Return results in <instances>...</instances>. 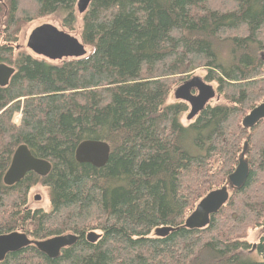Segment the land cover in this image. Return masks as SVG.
<instances>
[{"label": "trees", "instance_id": "obj_1", "mask_svg": "<svg viewBox=\"0 0 264 264\" xmlns=\"http://www.w3.org/2000/svg\"><path fill=\"white\" fill-rule=\"evenodd\" d=\"M76 2L0 0V63L15 69L0 86V235L77 236L55 258L29 244L0 264H264V232L247 239L264 225V119L241 124L264 101V0H91L80 17ZM53 14L79 27L87 55L51 63L15 49L27 24ZM199 68L220 100L183 124L188 104L167 99ZM86 139L108 143L102 167L75 160ZM20 144L51 169L7 186ZM240 158L248 173L234 188ZM35 185L48 209L29 206ZM223 185L209 223L185 228ZM160 226L176 229L159 237Z\"/></svg>", "mask_w": 264, "mask_h": 264}, {"label": "water", "instance_id": "obj_2", "mask_svg": "<svg viewBox=\"0 0 264 264\" xmlns=\"http://www.w3.org/2000/svg\"><path fill=\"white\" fill-rule=\"evenodd\" d=\"M91 0H77L76 9L82 14L88 7ZM29 48L44 57L55 59L62 56L74 58L82 57L85 47L82 41L69 35L52 25L45 24L35 28L28 38ZM15 72L14 67L0 63V86L8 84L11 76ZM218 97L215 88L202 80L201 77L193 76L183 81L173 90V97L188 104L189 111L186 115L188 120H192L204 107L209 104V100ZM264 119V101L253 107L243 118L242 126L246 129L252 128L257 122ZM110 147L107 142L95 139H86L78 143L75 148L74 157L79 163H89L94 167H102L109 158ZM51 169L49 161L35 157L26 144H20L14 150L9 166L4 172L2 181L10 186L18 182L27 172H34L38 176H45ZM248 173V167L241 158L235 170L228 176L230 186L238 188L244 183ZM229 197L228 187L223 185L217 189L209 191L196 204L194 210L188 214L183 226L188 229H200L209 223L210 215L216 213L227 201ZM40 196L35 195L34 200H39ZM176 227L162 226L154 230L156 236H166ZM100 234L90 231L86 235L89 242H95ZM77 236L72 233L53 236L43 240H32L19 231H12L0 235V261L9 253L21 250L29 244H33L39 251L50 258H55L60 254L62 248L73 244Z\"/></svg>", "mask_w": 264, "mask_h": 264}, {"label": "rangeland", "instance_id": "obj_3", "mask_svg": "<svg viewBox=\"0 0 264 264\" xmlns=\"http://www.w3.org/2000/svg\"><path fill=\"white\" fill-rule=\"evenodd\" d=\"M78 14V13H77ZM80 17V14H78ZM79 23H80V19L78 18V24L77 26H79ZM45 24H49V25H52L64 32H67L65 31V29H63L61 26H60V22H59V15L57 14H53V15H49V16H46V17H43V18H38L36 20H33L32 22H30L29 24H27L21 31L20 35H19V39L17 41V43L15 44V49L18 51H24L26 53H29L31 56L35 57V58H39V59H43V60H46L48 62H51V63H59L63 60H67L69 58H71L70 56H62V57H58V58H55V59H49L47 57H44L40 54H37L35 52H33L29 46H28V38H29V35L31 34V32L37 28V27H40V26H43ZM69 35L77 38L79 41H81L80 37H79V27L76 28L75 31H72V32H67ZM85 47V46H84ZM90 52V49L88 47H85V53H84V56L87 55L88 53ZM264 57V56H263ZM263 61H264V58H263ZM204 74H205V70L204 69H196L195 71H193V73L190 75L189 78L193 77V76H198V77H201L202 80L208 84H211L214 88H215V93L216 95H218V97H214L212 98L211 100H209V105H213L215 104L217 101L220 100V95L217 93L216 91V83L213 82V81H206L204 79ZM188 78V79H189ZM182 82L178 83L177 85H175L173 87V89L171 90L170 94H169V97L167 99V102H172V101H177L174 97H173V90L178 86L180 85ZM189 111V106H188V110L182 114L181 116V122L183 124H187L188 122H190L191 120H188L186 118V115ZM244 117V116H243ZM35 195H38L40 196V199L39 200H34V196ZM30 200H29V206L31 207H41L43 209H48L49 207V202H48V199H47V192H46V189L41 186V185H35L33 188H31L30 190ZM264 232V225L256 228L255 230H252L248 236H247V239L249 242L253 243L256 241V239L258 238V236L260 234H262Z\"/></svg>", "mask_w": 264, "mask_h": 264}, {"label": "bare ground", "instance_id": "obj_4", "mask_svg": "<svg viewBox=\"0 0 264 264\" xmlns=\"http://www.w3.org/2000/svg\"><path fill=\"white\" fill-rule=\"evenodd\" d=\"M262 102H263V101H262ZM257 105H258V104H257ZM254 107H255V106H254ZM241 121H242V120H241ZM241 124H242V123H241ZM15 149H16V148H15ZM28 149H29V148H28ZM241 159H242V158H241ZM242 160H243V159H242ZM243 161H244V160H243ZM238 162H239V161H238ZM49 171H50V170H49ZM216 189H217V188H216ZM212 190H213V189H212ZM205 195H206V194H205ZM205 195H204V196H205ZM204 196H203V197H204ZM228 198H229V197H228ZM194 208H195V207H194ZM193 210H194V209H193ZM193 210H192V211H193ZM192 211H191V212H192ZM191 212H190V213H191ZM160 227H162V226H160ZM95 233H96V232H95ZM86 235H87V234H86ZM97 239H98V238H97ZM92 243H94V242H92Z\"/></svg>", "mask_w": 264, "mask_h": 264}]
</instances>
